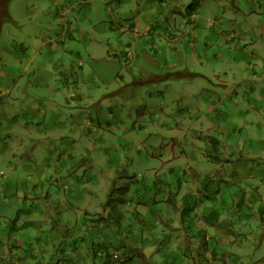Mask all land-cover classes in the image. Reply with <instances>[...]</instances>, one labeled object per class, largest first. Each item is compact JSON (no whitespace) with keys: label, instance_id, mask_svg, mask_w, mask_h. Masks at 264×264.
Masks as SVG:
<instances>
[{"label":"rangeland","instance_id":"obj_1","mask_svg":"<svg viewBox=\"0 0 264 264\" xmlns=\"http://www.w3.org/2000/svg\"><path fill=\"white\" fill-rule=\"evenodd\" d=\"M259 1L260 8L245 10L243 0H201V3L198 0L197 5L196 1L187 0L185 6L177 0H9V15L0 23V38L1 31L4 32L0 56L7 55L11 61L14 55L5 42L8 26H12L19 40L26 39L32 49L15 52V57L24 60L23 67L30 66L28 70L17 72V76L14 73L5 83L0 77L5 92L13 91L11 98H14L12 105L4 100L6 97H0V119L11 118L6 114L13 108L14 113L17 109L25 113L27 106L22 109L23 104L31 96L23 93L19 96V91H25L32 75L48 68V63L55 69L66 66L72 72L74 80L69 81V95L75 99L66 107L67 118L72 110L74 125L62 116L65 111L57 109L55 113L47 112L42 121L30 117L35 126L29 129L23 114H16L22 135L16 136L14 145L19 148V155L13 162L0 155V203H14L13 193L18 199L13 207L18 217L9 218L10 225H22L34 218L32 210H28L33 199L28 189L35 182H31L34 174L39 178L41 175L44 188L59 197L65 194L63 182L70 179L71 189L77 190L74 182H81L82 174L91 173L94 177L81 182L82 194L96 201L105 196L108 203L115 199L117 204H123L122 192L130 195L131 190H140L138 196H146L159 185L164 189L161 194L164 201L160 202L163 207L155 204L153 207L161 209L158 213L161 216L163 208L166 214L172 204L176 208L185 201L182 210L188 204L187 186L198 183L200 170L212 167L217 155L215 146L224 151L229 148V139L234 145L245 142L242 149L231 147L232 151L242 152L245 148L263 152L264 138H259L264 135V96L254 92L259 95L264 92V0ZM191 6L194 16L186 17L185 24L180 23L176 31L175 22L182 18L178 11L188 14ZM21 13L27 17L23 23ZM133 14H138L141 24L136 21L132 26L130 20L134 17H131L124 19L131 22L125 31L122 28L116 34L103 33L107 32L101 28L104 16L113 21ZM71 21L76 24L75 29L70 27ZM99 23L103 25L96 30ZM33 32L36 38H43L32 41L29 37ZM167 39L173 43V50L178 49V55L166 62L163 52ZM121 43L137 50L127 57V63L118 62L112 53L109 55V46ZM97 44H102L100 49H96ZM174 60L175 68L168 69ZM3 61L0 58V65H5ZM122 73L123 78H118L121 85L107 89ZM14 77L18 79L13 80ZM166 81L175 82L170 91L148 93L147 86ZM36 96L33 95V100ZM200 103L202 114L198 113ZM67 123L69 127H64ZM77 125L82 128L80 131L71 128ZM77 133L86 139L77 138ZM62 144L73 153L60 154ZM237 155L242 157L241 153ZM18 163L21 169L17 172L14 165ZM51 165H59L60 170L52 171ZM261 167L264 168V162ZM15 174H23L25 189L20 188V192L14 189L9 195L3 179ZM202 174L200 179L204 178ZM117 190L118 194H114ZM21 192H26L22 199L18 196ZM229 193L226 191L219 199L232 203ZM73 202L81 209V200L73 198ZM206 202L204 196L199 202L197 199L190 203L197 221L204 219L198 225V264H264V212L252 214L237 224L228 217L222 218L216 225L222 228L213 234L214 238H201L200 234L208 227L212 231V223L206 216L217 208ZM11 210L2 209L3 216L5 211L11 216ZM222 214H227L225 208ZM49 220L51 223L52 219ZM151 228L144 225L139 236L151 240L155 233ZM61 231L66 232V227ZM218 234H222L221 239ZM115 249V253L122 255L128 252L123 246ZM135 260L143 264L141 259Z\"/></svg>","mask_w":264,"mask_h":264},{"label":"crops","instance_id":"obj_2","mask_svg":"<svg viewBox=\"0 0 264 264\" xmlns=\"http://www.w3.org/2000/svg\"><path fill=\"white\" fill-rule=\"evenodd\" d=\"M194 1H196L197 5L198 0ZM243 1L245 10H256L257 7L260 8L259 0ZM177 3H182L183 6H185L187 0H177ZM199 3H201V0ZM234 8L236 7L234 6ZM193 9L194 6L189 7L188 14L182 10L178 11V16L182 13V18L175 22L176 31L179 29L180 23L185 24L186 17L190 16V18H192V16H194L192 12ZM241 11H243V9H241ZM78 15H81L80 11ZM20 17L22 23L27 20V17L22 13ZM104 17V26L101 27L103 24L99 23L96 24L95 27L96 30L100 27L107 29V32L103 31V33L107 34H116V31L122 32V28L125 31L127 28L126 26L129 24L131 25V22L132 26L135 25L136 21L140 24L142 23L138 18V14L123 17L119 16V18H115L113 21L107 19L106 16ZM131 17L134 18L130 20V23L124 22V19L129 20ZM13 21L17 22L14 18ZM59 21L64 22L62 19H59ZM69 21L70 20L66 23ZM75 26L76 24H73L71 21L70 27H74L75 29ZM163 30L164 29H162V31ZM1 32L0 42L4 39V32ZM6 33L5 42L14 50V55L11 61H8L7 55L0 56L1 59L5 60L3 61L5 65H0V77L4 78V80H2L3 83L8 82V79H11L14 73H16L17 76V72L20 73L23 69L28 70L30 67L28 65L23 67L21 64L24 60L15 57V52L32 49L26 39L19 40L12 26H8ZM29 38L37 42L38 39H42L43 37L36 38L33 32ZM42 42L46 43L47 41L42 40ZM165 44L167 46L163 52L166 58L165 61L167 62V59L170 61L174 56L177 58L178 49L175 48L173 50V43L170 39H167ZM101 45L102 44H97V46H95L96 49H100ZM9 46L6 48H9ZM131 48L132 46L127 43L109 46V55L112 53L115 55L118 62L124 60L127 63V60H129L127 57L137 52V50L134 51L133 48ZM168 55H170V57H168ZM93 58L96 59L97 57ZM176 62L184 63V61L178 59H176ZM175 65L176 63L174 60L168 69L175 68ZM115 66L119 68L118 64ZM16 67L18 68L17 70ZM79 73L82 74L83 72L80 70ZM153 73L154 71H152L151 74ZM108 76L110 75H107V77ZM118 78H123V73L119 74L115 82L109 85L107 89H115L117 86L121 85L118 82ZM17 79L18 77H14L13 80ZM70 80H74V75L66 66L61 69H55L49 63L48 68L46 67L32 75L28 81V88L23 92L19 91L18 94L19 96L22 93L27 97L31 96V98H28L23 104L22 109L27 106L25 113L22 112L21 109H17L16 113H14L13 108L10 109V114H6L7 116L10 115L11 118L0 119V155L2 158L9 162H13L19 155V148L15 149L14 145L16 136L18 138L22 136L20 134V119L17 118L20 112L23 114L28 124V129L29 127L35 126L29 119L30 117H38V121H42L47 112L55 113L56 109L65 111L61 113L62 116L67 119V122L70 120L68 122L70 125H74L71 122L72 110L69 112L68 118L66 115V107H69L67 104L75 100L74 96L70 97L69 95L71 91L69 85ZM171 86H175V82L166 81L164 84L155 83L151 86H147L149 89L147 87L146 89L149 94H153L154 91H170ZM4 89L5 86L0 84V97L3 99L6 97L4 100L12 104L14 101V98H11L13 96V91L10 90L11 96L7 97L10 92H5L7 89ZM254 92L260 97L264 96V92H262L261 95H259L256 90H254ZM34 94H37L35 100H33ZM83 100L84 97L81 95V102ZM202 105L203 103L198 104V113H201ZM201 114L200 116L202 119L204 117ZM54 117H57V115H54ZM199 120L200 119H198V121ZM68 123L63 126L69 127ZM39 128L42 129V127ZM71 128L74 131H80L82 129L78 125L76 128ZM209 128L211 129L213 126H209ZM223 132L229 134L228 131L226 132L223 130ZM77 135L79 136L77 138L81 140L85 138L82 133H77ZM263 138L264 135H262L259 140ZM228 143L229 148H224V151H221V149L219 150L217 146L213 148L216 150L214 154L219 155L221 153L222 157L216 155L215 162L209 170H200L198 174V183L194 184L191 182L187 186L186 193L190 196H187L188 204L184 205V208L193 207V204H190L193 200L195 202L198 199L199 202V199L205 196L206 200H208L206 203L217 205V208H221V212L224 208L226 209L227 214L225 216L223 214L220 215L219 221H221L222 218L228 217L230 222L233 221L234 224H237L239 221L243 222V220H247L252 214L264 212V168L261 167L262 162H264V151L254 152L244 148L241 152L240 149L244 147L245 142H242V144L239 142L234 145L231 140L228 139ZM231 147H240V149L238 151H232ZM65 153L71 155L73 152L62 144L60 154ZM238 153H241L242 157H239L237 155ZM212 159L213 158H208L210 161H212ZM241 160L244 162H240ZM249 163L253 165L248 166ZM14 166L17 172L20 171L21 168L19 167V163ZM59 167V165H51L50 168L54 171L55 169L60 170ZM82 170H80L81 173L84 171ZM96 173H98V171ZM200 174L204 176L203 179H200ZM82 175L83 180L81 182L94 177L91 173ZM73 176L78 175L75 174ZM13 177H6L3 179L4 189L9 195L14 189L17 190V192H20V188H22V190L25 189L23 186L25 181L23 174H15ZM33 181L35 182L28 189L29 197L31 196L33 198H31L32 202L28 210H32L34 218L32 217L33 219L28 221L38 220V222L35 221L36 225L28 228L20 229L19 227L21 225H17L16 227L18 230L14 232H9L7 229L1 228V230H4V233L0 234V241H2V246H0V264H106V258L102 257L100 251L106 250L107 252H112L116 250L115 246H123L128 251L122 255V260L124 262L121 260L119 264H141L135 260V257L141 259L143 264H198V225L200 222H203L204 219L198 222L197 217H193V213H188L186 215V221L183 220L180 216L182 210L181 204H184L185 201L177 204L179 208H175L172 204L166 214L163 208V215L161 214V216H158L161 209H156L153 205L155 204L157 207H163L160 202L164 201L161 196L164 189L160 188L159 185L155 187L156 191H148L146 196L143 195L139 197L138 193L140 190H131L130 195H127L128 192H122L123 197L121 198L123 199V204H117L115 199L113 202L108 203L105 196L100 201H96L95 198L93 200L88 196H84L82 194L81 182H74V188L77 189L74 190L71 189L73 188L71 180L67 179V181L63 182L65 194H61L58 197L53 194L51 190H48V188H44L45 181H43L41 175L40 178L37 177L36 174L32 175L31 182ZM42 181L43 184H41ZM12 182H14L16 186ZM226 191H229V195L233 197L232 203L219 199V197H223ZM21 193L22 195L18 194V196L22 199L24 198L22 197L23 194L26 192ZM114 194H118V190ZM209 196L211 197L209 198ZM11 197L14 203L12 201H10L9 204L0 203L1 216H3L2 209H6L7 211L16 207L18 199L15 197L14 193ZM73 198H78L82 201L81 209L78 210L79 206L74 205ZM206 203H204L205 206ZM14 208L11 210V216L5 211V216L3 217L8 219L14 218L15 220L18 216L16 213L14 214ZM65 216L67 218H64ZM49 219H52L51 223ZM24 222L25 221H23V223ZM144 225L151 226V229H155V233L151 240L139 236L140 229ZM212 226V231L208 227L206 229L207 232L205 230V233H201L200 237L203 238L205 236L206 238H214L213 234L217 233V230L222 228L221 225L216 226L212 224ZM64 227H66V232L61 231ZM218 235L221 239L222 234ZM225 235H223V237ZM14 245L15 247L10 249V247ZM192 245H194V248ZM172 246H174V248H172ZM200 253H202V251H200L199 254ZM118 262L116 264H118Z\"/></svg>","mask_w":264,"mask_h":264},{"label":"trees","instance_id":"obj_3","mask_svg":"<svg viewBox=\"0 0 264 264\" xmlns=\"http://www.w3.org/2000/svg\"><path fill=\"white\" fill-rule=\"evenodd\" d=\"M2 5H4V7ZM8 6H9V0H0V23H2L4 17H6V16L9 15V13H8ZM0 29H1V24H0ZM209 198H210V196H209ZM192 212H193V207H185L183 210H181L180 216H181V218L183 220H185V219H187L186 218L187 217L186 215L188 213L191 214ZM220 215H221L220 209L214 207L207 214L206 220L210 221L214 225H218L219 219H220ZM0 216H1V214H0ZM35 221L36 220L26 221L19 228L21 229V228H28L30 226H35L36 225V222ZM1 228L7 229L9 232H14V231H17L18 230V228L16 226L10 225V221L6 217H3L0 220V230H1ZM14 247H15V245L13 247H10V249H13ZM114 251H112V252H107L106 250L100 251L102 257H105L106 258V264H116L118 261H119L118 264L121 263L120 261L122 260V256L119 255V257H115Z\"/></svg>","mask_w":264,"mask_h":264},{"label":"built area","instance_id":"obj_4","mask_svg":"<svg viewBox=\"0 0 264 264\" xmlns=\"http://www.w3.org/2000/svg\"><path fill=\"white\" fill-rule=\"evenodd\" d=\"M119 255H120L119 253H115V257H119Z\"/></svg>","mask_w":264,"mask_h":264},{"label":"clouds","instance_id":"obj_5","mask_svg":"<svg viewBox=\"0 0 264 264\" xmlns=\"http://www.w3.org/2000/svg\"><path fill=\"white\" fill-rule=\"evenodd\" d=\"M115 253V252H114ZM122 256V254H120Z\"/></svg>","mask_w":264,"mask_h":264}]
</instances>
